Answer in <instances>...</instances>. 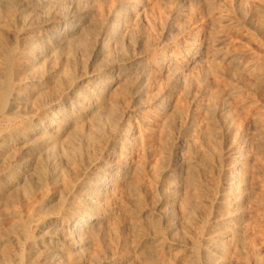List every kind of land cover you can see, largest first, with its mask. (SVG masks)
<instances>
[{"label": "bare ground", "instance_id": "1", "mask_svg": "<svg viewBox=\"0 0 264 264\" xmlns=\"http://www.w3.org/2000/svg\"><path fill=\"white\" fill-rule=\"evenodd\" d=\"M84 3L88 4L89 0H0V9L9 13L16 23L23 21L26 25L53 27L47 30V34L37 38L32 48L29 47L30 44L28 45L31 48L28 49L30 52L26 50L28 53L22 52L15 58V62L27 67L26 72L29 73L28 76H31L28 77L31 80L19 86L16 85L6 103V109L10 112L18 110L32 113L36 110L40 113V117L32 121L30 127L28 126V131L18 140L4 145L5 150L10 151L19 146L17 157L28 159V161L36 155L48 153L50 161L47 163H49L50 176L56 183L60 180L62 185H66L68 182L67 195L63 203L66 213L62 217L50 219L44 225L42 224L39 232L44 235L30 238L31 246L27 258L30 262L32 260L33 264H88L93 262L94 258H91L93 255L89 257L86 252L92 241L99 243L97 244L99 247L106 242L105 239L103 241L100 238L101 234L97 231L104 226L108 216L112 214L111 204L113 203L111 202L118 198L116 193L118 184L127 185L129 177L137 175L138 184L136 183L134 194L138 195L140 190H147H143L146 185V175H143L145 173L150 177V184L154 185V194L144 195L146 203L143 202L146 205L140 208L141 211L139 209L134 226L128 228L123 224L119 228L123 232L122 236H119L116 251L110 248L98 260L97 253L96 264H128L133 260L125 253L127 249H131L132 253L147 249L150 255L139 258L140 262L145 264H165L166 255L171 256L169 260L175 264L200 257L201 254H205V258H208L211 249H206L201 253L195 243L182 240L179 230L184 215H187L190 220L193 219L194 208L192 209L189 204L188 189L192 188V182L195 181L194 173L200 172V169H207L209 164L205 165L203 160L204 154L207 153V147L204 149V145H206V140H209V136L206 137V133L197 127L195 118L192 117L199 116V114L193 115L192 112L191 116L189 113L184 115L181 114L182 111L181 113L178 111L174 93L166 92L167 94L154 97L155 100H152L151 104L144 101L145 84L151 79L150 77L155 75H152L155 67H159L167 73L166 75L170 74L174 78L176 88L181 89L189 85L188 81L183 79L182 73L191 64L204 59L205 44L203 45V41L198 37H194L192 44L184 46L182 57L177 58L178 56L167 53L154 54L151 47H148L151 50H144V47L142 48L144 45L139 42L141 40L137 42L134 40L130 33L132 29L129 30L128 28L131 27L126 24L128 14L132 15L140 7V0H121L114 6L112 3L110 5L112 7L109 6L108 9L106 6L102 11V20H98V24L93 29L91 26L95 21L94 14L98 12L100 18L101 12L97 10L94 13L93 8L89 6L92 2L87 6ZM149 8L153 9V6ZM45 43L49 44L47 48H44ZM79 61L83 63L80 64ZM237 61L234 62L237 70L244 73L250 71L247 65H243L242 62L237 63ZM187 78L190 80V77ZM183 90L184 88L182 92ZM115 96L118 97L117 101L116 98L113 99ZM190 96V110L195 113L196 111L206 113L212 108L204 104L205 101L200 102L195 93ZM148 113V116L151 114L158 118H165L158 135L161 144L167 142L169 117L173 113L176 114V120L171 125L179 132V136H176L177 138L170 143L169 148L164 145L160 148L158 146L157 157L154 144L156 141L151 140L152 137L149 138L146 131L145 133L142 131L143 127H148ZM220 117L227 124L230 123L229 115L221 113ZM230 125H225L224 134L229 148L234 145ZM73 140L76 147L71 151L67 149L68 144L66 143L73 142ZM27 168L18 167V170L19 172L26 171ZM217 171L221 176L222 185L218 187L213 200L217 214L216 225H221L233 232V222L241 212H234L236 215L232 216L226 208L229 206L230 196H234L237 201L241 199L238 194L245 171L240 164L233 167H222ZM19 182L10 180L8 187L12 188ZM56 200V195L51 194L46 202L47 206ZM236 210L241 209L236 208ZM154 221H157L159 227L158 225L153 227ZM117 231L115 233L118 236ZM216 231L215 234L218 232ZM135 234L139 238L138 242L134 240ZM214 236L208 239L209 247L216 248L218 254L224 252L223 249L230 239L224 241L225 235L224 237L219 234ZM211 264L216 263L211 262Z\"/></svg>", "mask_w": 264, "mask_h": 264}, {"label": "rangeland", "instance_id": "2", "mask_svg": "<svg viewBox=\"0 0 264 264\" xmlns=\"http://www.w3.org/2000/svg\"><path fill=\"white\" fill-rule=\"evenodd\" d=\"M120 1L89 0L88 4L84 3L87 6L92 2L89 6L93 8L94 13L97 10L101 12L100 18L98 12L94 14L95 21H93L91 29L102 20V11L106 6V9H108L112 3V6H114ZM140 3V7L132 15L128 14L126 24H128V27H131L128 29H132L130 33L134 40L136 42L141 40L139 42L142 43L141 45H144L142 46L144 50L152 49L153 53L158 55L163 53L174 54L173 56L176 55L175 57L178 56L177 58H179L184 54L182 52L184 51V46L192 44L194 37H198L203 41V45L205 44L204 47L206 48L204 59L191 64V66L183 71L185 73H182L183 79L189 83V85L185 86L186 89L183 87V92V88H176L174 78L170 74L166 75L167 73L163 72L159 67H155L156 71L154 70L152 73V75H155L150 77L151 79L145 84L144 101L146 103L151 104L152 100H155L153 98H157L161 94L174 93L175 99L179 103L178 105L176 102L178 111L180 113L182 111L181 114L184 115L188 113L191 116L192 114H199V116L195 115L192 117L195 118L197 127L206 133V137L209 136V140H206V145H204V149L207 147V153L203 157L204 164H209L207 169H200V172L194 173L195 181H193L194 183L192 182L194 186L192 185V188L188 189L189 204L192 209L194 208L193 219L191 218L190 220L187 215H184L179 233L182 240L185 239V241L188 240L191 243H195L198 246L197 248L201 250V253L206 249H211V252L208 258H205V254H201L200 257L191 258V261L189 260L181 264H211V262H215L216 264H264V0H140ZM144 6L147 7L145 8ZM152 6L153 9L149 8ZM134 14L137 15L136 18ZM51 28L53 27L26 25L23 21L16 23L9 13L0 9V264H33V261L31 260L30 262V259L27 258L28 250L31 246L29 242L30 238L32 236L39 237L40 235H44V233L39 232L40 228L50 219L62 217L66 213L63 203L66 199L65 195H67L66 187L68 186V182L65 180L66 185H62V181L59 180L56 183L50 176V172L48 171L49 163H47L50 161V155L44 152L46 156L41 153V155L39 154L40 156L36 155L28 161V159L17 157V148L19 146L10 151H6L4 148V145L9 144L11 141L18 140L28 131L27 129H29L32 121L40 117V113L36 112L35 109L33 111L35 113L20 112L18 110L10 112L6 109L7 98L13 89L16 88L15 86L31 80V78H28L31 76H28L29 73L26 72L27 67L24 64L22 66L21 63L15 62V58L21 55L22 52H30L28 49L32 48L37 38L47 34V30ZM132 32H135L136 35ZM48 45V43H45L44 48H47ZM148 47H151V49ZM141 51L143 52V50ZM236 61L237 63L242 62L243 65H247L250 71L248 73H244L239 69L238 71L234 67V62L236 63ZM79 62L82 64L84 61ZM187 77H190V80ZM148 84L149 86L147 87ZM194 93L200 102L204 103L205 101L204 104L212 107L209 112L196 111L195 113V111L190 110V95ZM115 98L116 96L113 99L115 100ZM117 100L118 97L116 98ZM223 102H226L225 105H223ZM221 113L230 116V123L227 124V122L221 119ZM203 114L204 116H202ZM148 115L149 113L147 114V117H149L147 118V125L150 128L145 126L142 128V131L144 133L146 131L147 136L149 138L152 137L151 140H154V142L156 141L153 143L156 146L155 155L157 157L158 146L160 148L164 145L169 148L170 143L179 136V132L172 126L176 120V114L173 113L169 117L168 124H170V127L167 128L169 132L167 142H169H165L166 144L164 142V144H161L158 136L159 129L162 124L164 125L163 120L165 118H158L151 114L150 116ZM225 125L232 126L234 145L231 148H229V143L224 136ZM172 137L174 138L172 139ZM67 144L68 150L72 151L76 147L74 140ZM209 146L211 147L209 148ZM206 154L207 156H205ZM141 160L145 161L144 158H141ZM237 164L242 165L245 172L238 194V197H241V199L237 201L234 199V196L228 198L229 206L226 208V211H229L228 213L232 216L236 215L234 212H241L233 222V232H231L221 225H216L217 214L213 200L216 197L215 193L218 187L220 188L222 185L221 176L217 170L222 167H233ZM23 166L28 167L27 170L19 172L18 167ZM143 175H146V185L143 190H147H140L138 195L134 194L136 190L135 186L138 184L137 175L130 176L131 179L129 177L127 185L118 184L116 190L118 198L114 200L115 203L111 202L113 203L111 204L113 210L106 220L108 224L105 222L104 226L97 231L98 234H101L100 238L103 241L104 239L106 240L104 242L105 245L102 244L99 247V243L95 240L94 242L92 241L88 249L90 252L87 251L86 255L89 257L93 255L91 258L95 260L93 259L94 263L90 262L88 264H96L97 253L98 260V258H102L105 255V251L108 249L111 248L110 250L116 251L119 236H122L121 233L123 232L119 228L123 224L128 226V228L136 224L139 209H142L146 205L144 195L154 194V185L152 182L150 184V177L147 176V173ZM10 180L20 182L10 188L8 187ZM147 182L149 186H147ZM148 188H152L153 190L151 189L150 191ZM51 194H55L57 200L49 204L50 206H47L48 203L46 202H48L47 200ZM138 196L139 198L141 196L140 199L143 200H140ZM236 208L241 210H236ZM152 225L153 227L157 226V221H154ZM116 231L119 234L118 236L115 233ZM215 231L217 232L216 234ZM217 234L221 235V237L225 235L224 241L226 239V241L231 240L224 247V252H219V254L216 248L212 247V250L209 247L208 240ZM138 239L135 234L134 240L138 242ZM110 240L112 242H109ZM110 243L113 244L111 245ZM131 251V249H127L125 252L131 256L133 260V263L130 261L131 264H145L144 262H140L139 258L150 255L147 249L137 253H134V251L132 253ZM170 258L171 256L166 255L167 262L165 264H175L169 260Z\"/></svg>", "mask_w": 264, "mask_h": 264}]
</instances>
